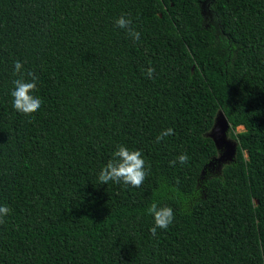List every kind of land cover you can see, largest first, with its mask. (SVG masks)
<instances>
[{"label":"trees","instance_id":"trees-1","mask_svg":"<svg viewBox=\"0 0 264 264\" xmlns=\"http://www.w3.org/2000/svg\"><path fill=\"white\" fill-rule=\"evenodd\" d=\"M208 1L0 0V264H264V0H214L220 39ZM28 72L31 116L11 97ZM220 111L244 131L213 173ZM119 145L143 154L139 188L98 181ZM153 202L175 215L156 236Z\"/></svg>","mask_w":264,"mask_h":264},{"label":"clouds","instance_id":"clouds-1","mask_svg":"<svg viewBox=\"0 0 264 264\" xmlns=\"http://www.w3.org/2000/svg\"><path fill=\"white\" fill-rule=\"evenodd\" d=\"M116 25L123 30H126L128 35L134 42L140 41L141 34L135 31L131 25L132 20L129 16L121 15L116 21ZM15 73L19 74L23 69V64L17 60L14 62ZM155 68L148 67L146 75L149 79L154 78ZM28 79L21 77L13 81V90L11 91L13 108L24 115L31 116L39 112L42 107L40 97L33 95L37 90V76L33 72L27 73ZM174 130L168 128L156 137V142H161L165 137L173 135ZM189 161L188 154L182 153L176 160L170 162L175 166L177 162L181 165L187 164ZM148 171H146V162L143 159V154L140 150L129 149L124 145L117 146V150L113 153L112 158L101 169L98 175V181L102 185H107L109 182L117 184L123 183L134 188H139L143 185ZM172 191H175L173 189ZM149 215L154 219V226L150 229L153 236L157 235L158 229H167L175 219L174 209L167 205H161L153 202L147 209ZM10 209L8 206H0V224L4 222V217L9 215Z\"/></svg>","mask_w":264,"mask_h":264},{"label":"water","instance_id":"water-1","mask_svg":"<svg viewBox=\"0 0 264 264\" xmlns=\"http://www.w3.org/2000/svg\"><path fill=\"white\" fill-rule=\"evenodd\" d=\"M231 129V125L226 118L224 112L220 111L217 115L215 125L207 137L211 138L217 147L218 157H216L209 167L213 166L215 163L220 162L224 154L227 157V162H233L237 154L238 143L230 140L228 138V133ZM205 174V172H203Z\"/></svg>","mask_w":264,"mask_h":264},{"label":"rangeland","instance_id":"rangeland-1","mask_svg":"<svg viewBox=\"0 0 264 264\" xmlns=\"http://www.w3.org/2000/svg\"><path fill=\"white\" fill-rule=\"evenodd\" d=\"M213 6H214V0H210L201 5V11L204 17V26L207 29H212L216 35V38L220 39L223 35L221 33V27H220V21H219L218 15L215 12ZM243 131H244L243 127H239L238 129L234 131L231 130L228 133V138L234 142H237L235 139L231 137V132L237 135Z\"/></svg>","mask_w":264,"mask_h":264},{"label":"flooded vegetation","instance_id":"flooded-vegetation-1","mask_svg":"<svg viewBox=\"0 0 264 264\" xmlns=\"http://www.w3.org/2000/svg\"><path fill=\"white\" fill-rule=\"evenodd\" d=\"M226 160H227V157H225L223 154L221 161L211 166V172L218 173L222 171L225 165L229 164V162H227L228 160L227 161Z\"/></svg>","mask_w":264,"mask_h":264}]
</instances>
